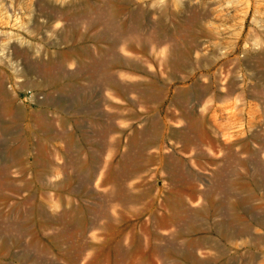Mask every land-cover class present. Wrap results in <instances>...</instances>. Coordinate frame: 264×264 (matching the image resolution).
I'll use <instances>...</instances> for the list:
<instances>
[{
    "label": "rangeland",
    "instance_id": "374dc122",
    "mask_svg": "<svg viewBox=\"0 0 264 264\" xmlns=\"http://www.w3.org/2000/svg\"><path fill=\"white\" fill-rule=\"evenodd\" d=\"M0 264H264V0H0Z\"/></svg>",
    "mask_w": 264,
    "mask_h": 264
},
{
    "label": "bare ground",
    "instance_id": "6f19581e",
    "mask_svg": "<svg viewBox=\"0 0 264 264\" xmlns=\"http://www.w3.org/2000/svg\"><path fill=\"white\" fill-rule=\"evenodd\" d=\"M238 232H239V230H237L236 228H234V233L237 234Z\"/></svg>",
    "mask_w": 264,
    "mask_h": 264
},
{
    "label": "crops",
    "instance_id": "0c3cea01",
    "mask_svg": "<svg viewBox=\"0 0 264 264\" xmlns=\"http://www.w3.org/2000/svg\"><path fill=\"white\" fill-rule=\"evenodd\" d=\"M78 37V36H77ZM85 51H88L87 49H85ZM182 162L180 161V164H181ZM45 165V164H44ZM72 241H74L73 239H72Z\"/></svg>",
    "mask_w": 264,
    "mask_h": 264
}]
</instances>
